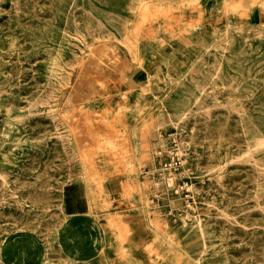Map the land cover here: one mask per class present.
I'll return each instance as SVG.
<instances>
[{
    "label": "rangeland",
    "instance_id": "1",
    "mask_svg": "<svg viewBox=\"0 0 264 264\" xmlns=\"http://www.w3.org/2000/svg\"><path fill=\"white\" fill-rule=\"evenodd\" d=\"M0 96L12 264H264V0H0Z\"/></svg>",
    "mask_w": 264,
    "mask_h": 264
},
{
    "label": "bare ground",
    "instance_id": "2",
    "mask_svg": "<svg viewBox=\"0 0 264 264\" xmlns=\"http://www.w3.org/2000/svg\"><path fill=\"white\" fill-rule=\"evenodd\" d=\"M84 13H86L85 11H84ZM83 14V13H82ZM75 15V14H74ZM89 16V15H88ZM74 18V17H73ZM88 18V17H87ZM92 18V17H91ZM121 20V19H120ZM101 25V24H100ZM76 26V25H75ZM78 26V25H77ZM102 26V25H101ZM79 28V27H78ZM98 28V27H97ZM102 28V27H101ZM104 28V27H103ZM91 29V28H90ZM100 29V28H99ZM106 29V28H105ZM103 30V29H102ZM123 31H125V30H123ZM127 32V31H126ZM96 33V32H95ZM89 35H90V33H89ZM88 35V36H89ZM112 35V34H111ZM113 36V35H112ZM69 37V36H68ZM127 36H124V38H126ZM124 38L122 39V40H120V39H118L120 42H122V43H124L126 46H128V47H130V45L129 44H127L125 41H124ZM77 40V39H76ZM126 40H128V39H126ZM124 41V42H123ZM77 42H78V40H77ZM73 46V45H72ZM76 46V45H75ZM74 47V46H73ZM77 49V48H76ZM80 50V49H79ZM73 56V55H72ZM69 64H71V63H69ZM195 75V74H194ZM11 77V76H10ZM64 78V77H63ZM19 83V82H18ZM50 86V85H49ZM48 86V87H49ZM145 86V85H144ZM50 89V88H49ZM202 89V88H201ZM10 90V89H9ZM55 91V90H54ZM208 92V91H207ZM206 92V93H207ZM7 93V92H6ZM46 93V92H45ZM53 94V93H52ZM47 95V94H46ZM48 96V95H47ZM51 96V95H50ZM1 97V96H0ZM40 98H41V96H40ZM46 98V97H45ZM44 99V98H43ZM49 99V98H48ZM51 100V99H50ZM229 100V99H228ZM47 102V101H46ZM46 102L44 103V104H46ZM216 102H218V101H216ZM30 104V103H29ZM32 105V104H31ZM48 106V105H47ZM55 106V105H54ZM234 106V105H233ZM236 106V105H235ZM30 107V106H29ZM166 107V106H165ZM214 107V106H213ZM33 108V107H32ZM218 108V107H217ZM36 110V109H35ZM35 110H33V111H35ZM167 111V113H168V115H170L171 113H169L168 112V109H166ZM243 110V109H242ZM8 111H10V110H8ZM28 111V110H27ZM30 111V110H29ZM37 111V110H36ZM213 111V110H212ZM209 112V111H208ZM240 112V111H239ZM49 113V112H48ZM236 112H234V114H235ZM44 114V113H43ZM47 115V114H46ZM210 115V114H209ZM237 115V114H236ZM239 115V118H240V114H238ZM199 116V115H198ZM53 117V116H52ZM25 123V122H24ZM71 124V123H70ZM172 124V123H171ZM163 125V124H162ZM71 126V125H70ZM179 128V127H178ZM75 131V130H74ZM71 136V135H70ZM259 141V140H258ZM260 143V142H259ZM256 146V145H255ZM258 148V147H257ZM257 153V152H256ZM75 156V155H74ZM248 156V155H247ZM243 158V157H242ZM248 158H250V157H248ZM73 159V158H72ZM246 159V158H245ZM241 161V160H240ZM245 161H247V160H245ZM237 162V161H236ZM253 162V161H252ZM232 163H233V161H232ZM239 163V162H238ZM243 163V162H242ZM245 163V162H244ZM259 165H260V163H259ZM260 169V168H259ZM258 169V170H259ZM220 171H221V169H220ZM260 171V170H259ZM262 177V176H261ZM263 178H264V176H263ZM220 181V180H219ZM3 183V182H2ZM6 183V182H5ZM0 185H1V183H0ZM258 187V186H257ZM222 189V188H221ZM11 191V190H10ZM255 198H257V197H255ZM36 200V199H35ZM21 209H22V207H21ZM262 212V211H261ZM221 215V214H220ZM226 217V216H225ZM228 218V217H227ZM200 219V218H199ZM212 219V218H211ZM231 220V219H230ZM200 225V224H199ZM200 230V229H199ZM202 236V235H201ZM204 249H205V247H204ZM11 259L5 254V252L2 250V249H0V262H1V264H12V262L10 261ZM19 264V263H18Z\"/></svg>",
    "mask_w": 264,
    "mask_h": 264
},
{
    "label": "crops",
    "instance_id": "3",
    "mask_svg": "<svg viewBox=\"0 0 264 264\" xmlns=\"http://www.w3.org/2000/svg\"><path fill=\"white\" fill-rule=\"evenodd\" d=\"M137 48H138V46H137ZM139 56L140 55H139V49H138L137 58H135L134 56L133 57H134L135 60H140V57ZM132 62H133L134 65H139L138 62H135L133 60H132ZM145 74H146V71L144 69H142V68L138 69L137 75H134V76H132L130 78V84L135 85L137 82L138 83L141 82V80L144 79Z\"/></svg>",
    "mask_w": 264,
    "mask_h": 264
}]
</instances>
